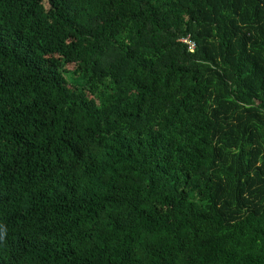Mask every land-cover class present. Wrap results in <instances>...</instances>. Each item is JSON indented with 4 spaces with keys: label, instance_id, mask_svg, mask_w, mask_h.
Wrapping results in <instances>:
<instances>
[{
    "label": "trees",
    "instance_id": "1",
    "mask_svg": "<svg viewBox=\"0 0 264 264\" xmlns=\"http://www.w3.org/2000/svg\"><path fill=\"white\" fill-rule=\"evenodd\" d=\"M0 264H264V0H0Z\"/></svg>",
    "mask_w": 264,
    "mask_h": 264
},
{
    "label": "rangeland",
    "instance_id": "2",
    "mask_svg": "<svg viewBox=\"0 0 264 264\" xmlns=\"http://www.w3.org/2000/svg\"><path fill=\"white\" fill-rule=\"evenodd\" d=\"M75 86L77 88H85V85L83 83H81V82L76 83Z\"/></svg>",
    "mask_w": 264,
    "mask_h": 264
},
{
    "label": "built area",
    "instance_id": "3",
    "mask_svg": "<svg viewBox=\"0 0 264 264\" xmlns=\"http://www.w3.org/2000/svg\"><path fill=\"white\" fill-rule=\"evenodd\" d=\"M184 42H186L187 44H189V45H190V48H191V50H192V48L194 47V44H192V43H190V42H187L186 40H184Z\"/></svg>",
    "mask_w": 264,
    "mask_h": 264
}]
</instances>
